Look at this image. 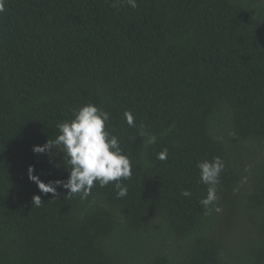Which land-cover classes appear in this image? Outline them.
Wrapping results in <instances>:
<instances>
[{
    "label": "trees",
    "instance_id": "trees-1",
    "mask_svg": "<svg viewBox=\"0 0 264 264\" xmlns=\"http://www.w3.org/2000/svg\"><path fill=\"white\" fill-rule=\"evenodd\" d=\"M137 4L5 0L0 264H264V0ZM89 103L131 160L127 195L41 193L30 165L45 183L71 166L62 148L33 146ZM216 157L219 213L200 204L196 167Z\"/></svg>",
    "mask_w": 264,
    "mask_h": 264
},
{
    "label": "clouds",
    "instance_id": "clouds-1",
    "mask_svg": "<svg viewBox=\"0 0 264 264\" xmlns=\"http://www.w3.org/2000/svg\"><path fill=\"white\" fill-rule=\"evenodd\" d=\"M131 8L138 6L137 0H126ZM5 11V0H0V13ZM73 119L57 125L59 135L54 141H47L43 146H33L34 154H43L54 147L62 148L67 155V164L71 166L66 180H54L45 183L38 175H34V166L28 168V178L36 183L43 194H57V188L68 190V195L79 194L81 199H86L94 187L101 188L113 184L118 198L127 195V187L122 181L132 176V163L120 147L119 138L106 128L110 120V113L98 108L94 104L82 105L73 111ZM124 118L133 127L134 117L126 111ZM142 136L143 132L140 133ZM156 138L150 137L147 143H155ZM158 159L165 160L167 151L158 154ZM200 173V183L207 186V195L200 200V204L206 211L219 213L222 209L216 205L218 200L217 185L224 164L219 157L212 160L199 161L196 164ZM184 197H190L187 189L182 191ZM43 203L40 195L32 197V205L39 207ZM214 206V208H213Z\"/></svg>",
    "mask_w": 264,
    "mask_h": 264
}]
</instances>
